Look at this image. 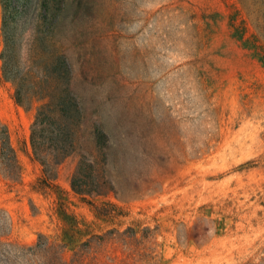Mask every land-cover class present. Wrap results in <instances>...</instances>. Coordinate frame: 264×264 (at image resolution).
Instances as JSON below:
<instances>
[{
  "label": "rangeland",
  "instance_id": "1",
  "mask_svg": "<svg viewBox=\"0 0 264 264\" xmlns=\"http://www.w3.org/2000/svg\"><path fill=\"white\" fill-rule=\"evenodd\" d=\"M18 2L29 44L69 58L84 121L58 188L39 190L24 144L35 110L16 105L0 60V120L23 167L16 184L0 166L12 240L59 238L69 215L95 264H264V36L240 0ZM2 23L0 0V55ZM96 138L117 194L84 201L71 179Z\"/></svg>",
  "mask_w": 264,
  "mask_h": 264
},
{
  "label": "trees",
  "instance_id": "2",
  "mask_svg": "<svg viewBox=\"0 0 264 264\" xmlns=\"http://www.w3.org/2000/svg\"><path fill=\"white\" fill-rule=\"evenodd\" d=\"M240 2L254 22L255 29L264 36V0ZM2 5L4 49L0 55L1 76L12 84L16 105L25 110H35L29 146L25 142V150L30 159L41 166L39 190H54L58 188L60 166L81 148L84 116L72 90V65L67 56L54 60L47 56L41 45L36 49L29 44L28 13L19 8L18 0H2ZM45 15L43 13V19ZM107 142L96 138L95 147L81 153L71 188L84 201L117 194L114 179L105 169L108 164ZM0 166L7 180L16 184L22 182L19 152L12 143L8 126L1 120ZM88 202L96 216L109 214L92 201ZM108 208L116 206L109 204ZM65 219L68 229L61 237L39 235L35 244L26 245L12 240L11 222L0 215V264H95L92 258L95 238L80 245L77 236L79 222L69 215ZM68 252H72L69 257Z\"/></svg>",
  "mask_w": 264,
  "mask_h": 264
}]
</instances>
